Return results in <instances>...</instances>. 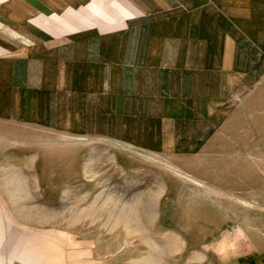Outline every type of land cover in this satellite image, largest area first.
<instances>
[{
    "label": "rangeland",
    "instance_id": "obj_1",
    "mask_svg": "<svg viewBox=\"0 0 264 264\" xmlns=\"http://www.w3.org/2000/svg\"><path fill=\"white\" fill-rule=\"evenodd\" d=\"M157 4L158 16L147 0L142 15L117 31H125L123 41L109 43L157 44L173 48H159V58H189L220 101L207 139L164 154L92 137L94 109L107 102L96 99L95 108L79 98L84 115H74L71 130L69 115H61V129L30 137L39 146L25 154L7 147L0 156V264H264V115L253 129H231L234 98L228 76L217 71L229 68L217 67L221 58L246 50L217 45L207 22L203 33L176 35L170 45L152 41L151 20L165 10Z\"/></svg>",
    "mask_w": 264,
    "mask_h": 264
},
{
    "label": "crops",
    "instance_id": "obj_2",
    "mask_svg": "<svg viewBox=\"0 0 264 264\" xmlns=\"http://www.w3.org/2000/svg\"><path fill=\"white\" fill-rule=\"evenodd\" d=\"M158 1L165 10L162 20H151L152 41L170 45L176 35L203 33L207 22L217 45L246 50L241 57L221 58L217 67L229 68L217 71L228 76L229 98H234L230 128L253 129L258 115H264V0H194L191 6L189 0H180V9L173 5L175 0H154V16ZM207 2L217 10L206 9ZM146 4L0 0V156L7 147H20L25 154L30 146H39L30 137H44L47 127L61 129V115H69L71 130L74 115H84L77 110L79 98L94 107L96 99L107 102L103 109H94L100 115L93 119L98 124L88 128L92 137H110L140 151L164 154L207 139L208 123L214 120L211 108L217 103L218 113L220 101L213 100L214 90L207 88L189 58H159V48H173L157 44L109 43L123 41L125 31H117L126 28L127 20L140 17ZM97 39L106 45H93ZM256 49L262 58L252 54Z\"/></svg>",
    "mask_w": 264,
    "mask_h": 264
}]
</instances>
